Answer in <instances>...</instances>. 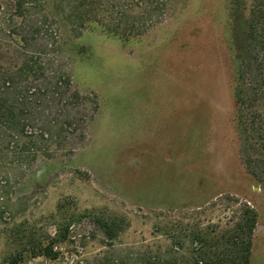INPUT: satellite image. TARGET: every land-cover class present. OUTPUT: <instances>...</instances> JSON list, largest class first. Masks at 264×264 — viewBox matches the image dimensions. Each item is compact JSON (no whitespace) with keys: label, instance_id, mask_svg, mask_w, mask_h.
I'll return each instance as SVG.
<instances>
[{"label":"rangeland","instance_id":"374dc122","mask_svg":"<svg viewBox=\"0 0 264 264\" xmlns=\"http://www.w3.org/2000/svg\"><path fill=\"white\" fill-rule=\"evenodd\" d=\"M68 1L0 0V95L27 123L0 136V264H186L185 235L231 228L245 204L264 264V138L237 117L232 0H93V25L65 20ZM63 202L92 213L56 257L13 263L11 229L55 235Z\"/></svg>","mask_w":264,"mask_h":264},{"label":"trees","instance_id":"16d2710c","mask_svg":"<svg viewBox=\"0 0 264 264\" xmlns=\"http://www.w3.org/2000/svg\"><path fill=\"white\" fill-rule=\"evenodd\" d=\"M252 4L245 14L242 0H232L231 10L236 9L234 16V35L231 39L232 64L234 67L235 84L234 96L238 108L237 117L242 131H257L263 137L264 131V0H252ZM28 0H16L19 11ZM71 9L64 16L65 20L78 18L79 24H95L93 0H69ZM59 3V2H58ZM78 12V13H77ZM101 15V20L103 19ZM106 30L113 31L105 24ZM10 80L7 81L10 83ZM10 88V87H7ZM18 108V110H17ZM24 109L10 102L4 95H0V136L7 137V131L24 132L26 119ZM29 145H23V152L29 151ZM249 162H251L249 160ZM256 175V173H254ZM65 203H59L58 213L61 217L57 221L55 235H36L34 231L24 227L23 223L14 226L11 234L20 248L12 258L13 263H20L27 257L57 256L55 244L68 239L74 219L89 213L65 214ZM93 215V214H92ZM95 221L110 239L117 238L124 230V220L118 215H93ZM258 225V212L249 204L241 208L239 220L231 227L222 231L205 229L191 230L185 236L190 241L191 258L186 264H250L253 250L254 230ZM185 238V240L187 239ZM184 248L180 239L174 241ZM103 264V263H101ZM105 264V263H104ZM112 264H126L125 261ZM141 264H152L145 262ZM159 264H178L169 261Z\"/></svg>","mask_w":264,"mask_h":264}]
</instances>
